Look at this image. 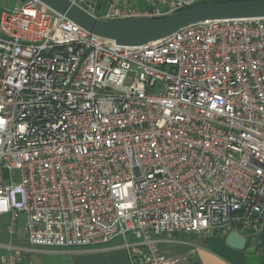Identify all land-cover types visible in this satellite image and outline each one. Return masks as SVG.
Returning a JSON list of instances; mask_svg holds the SVG:
<instances>
[{"label":"built area","instance_id":"obj_1","mask_svg":"<svg viewBox=\"0 0 264 264\" xmlns=\"http://www.w3.org/2000/svg\"><path fill=\"white\" fill-rule=\"evenodd\" d=\"M103 21L205 0H69ZM34 246L183 264L176 233L264 231V18L201 22L141 46L37 0L0 9V215ZM0 264H16L17 251Z\"/></svg>","mask_w":264,"mask_h":264},{"label":"crops","instance_id":"obj_2","mask_svg":"<svg viewBox=\"0 0 264 264\" xmlns=\"http://www.w3.org/2000/svg\"><path fill=\"white\" fill-rule=\"evenodd\" d=\"M21 222V223H20ZM10 214L0 215V256L9 254L4 246L17 251L16 264H131L121 242L112 241L105 247L65 249L32 245L25 230L26 219L19 213L15 228ZM228 234V233H227ZM220 231L182 234L176 233L160 245L171 259L183 264H264V231L261 234L241 232L247 239L244 249L237 250L226 244V236ZM255 243L254 253L247 252Z\"/></svg>","mask_w":264,"mask_h":264},{"label":"water","instance_id":"obj_3","mask_svg":"<svg viewBox=\"0 0 264 264\" xmlns=\"http://www.w3.org/2000/svg\"><path fill=\"white\" fill-rule=\"evenodd\" d=\"M55 12L101 38L122 46H141L168 37L189 26L215 20L264 18V0L199 4L162 18L141 17L124 21H103L86 13L69 0H37ZM226 244L234 249L245 248L247 239L230 231ZM247 252L254 253L255 243Z\"/></svg>","mask_w":264,"mask_h":264},{"label":"rangeland","instance_id":"obj_4","mask_svg":"<svg viewBox=\"0 0 264 264\" xmlns=\"http://www.w3.org/2000/svg\"><path fill=\"white\" fill-rule=\"evenodd\" d=\"M23 1L24 0H0V9L2 8L14 9L16 7H20ZM115 241L122 243V238L118 237L115 239Z\"/></svg>","mask_w":264,"mask_h":264},{"label":"trees","instance_id":"obj_5","mask_svg":"<svg viewBox=\"0 0 264 264\" xmlns=\"http://www.w3.org/2000/svg\"><path fill=\"white\" fill-rule=\"evenodd\" d=\"M239 1H248V0H205L202 4H209V3H227V2H239Z\"/></svg>","mask_w":264,"mask_h":264}]
</instances>
